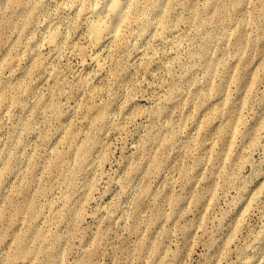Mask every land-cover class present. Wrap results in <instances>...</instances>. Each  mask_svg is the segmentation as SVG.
<instances>
[{"label": "clouds", "instance_id": "9594fccd", "mask_svg": "<svg viewBox=\"0 0 264 264\" xmlns=\"http://www.w3.org/2000/svg\"><path fill=\"white\" fill-rule=\"evenodd\" d=\"M13 6L14 0L0 3V39L15 43L13 37L27 25L30 31L23 39L35 42L33 50L49 49L43 56L45 71L52 73L65 97L59 108L71 111L78 93L87 95L96 87L98 73L119 68L128 75L114 89L105 85L107 97L96 105L98 111L111 106L102 131L111 127V132H116L117 125L128 127L118 114L119 101L134 90H151L153 103L146 119L133 123L135 139L143 140V151L135 159L143 158L144 164L155 163L152 154L164 147L161 141L181 154L192 147L183 121L171 119L176 100L185 91L204 98L215 95L212 106L219 108L217 123L203 136L198 155L190 157L196 169L192 186L200 181L201 172L204 174L201 211L216 192L214 215L199 236L196 264H246L237 243L244 225L237 222L248 189L264 183V143H258L264 136L253 135L257 128L264 131L261 88L249 97L250 109L257 101L260 107L251 121L246 113L243 139L230 157L227 153L253 70L256 65L264 69V0H26L28 15L17 19L12 18L16 15ZM78 33L80 43L89 45L88 55L92 49L102 53L99 59L94 58L96 63L105 54L110 62L86 73L85 57L76 44ZM5 81L0 80V113L8 106L14 88L11 81ZM173 92L177 93L173 102L163 103ZM226 92L232 94L230 99ZM34 104L35 99L29 97L27 110L19 116L0 115V198L32 167L29 158L36 144L44 143L40 134L47 121L38 113L28 118ZM221 128L223 136L216 143ZM51 146L41 153L42 166L49 159ZM104 148L105 136L101 134L82 147L65 149L39 185L42 208L56 206L43 222L22 225L18 218L27 206L7 202L6 207H0V264H185L180 247L183 244L187 250L191 233L181 241L171 226L163 234L149 231L154 217L166 221L167 209L151 206L143 191L142 171L125 176L131 153L115 173L104 170ZM182 210L183 206L177 215ZM40 214L44 216L43 210ZM252 215L264 221V210L256 209ZM198 217L199 213L189 219L199 223ZM101 219L107 226L97 232Z\"/></svg>", "mask_w": 264, "mask_h": 264}, {"label": "rangeland", "instance_id": "374dc122", "mask_svg": "<svg viewBox=\"0 0 264 264\" xmlns=\"http://www.w3.org/2000/svg\"><path fill=\"white\" fill-rule=\"evenodd\" d=\"M2 3V0H0ZM26 0H14L13 19L22 18L28 15V9L25 7ZM30 29L25 26L21 33L13 37L15 43L5 39H0V80L11 81L14 88L11 90L9 104L0 115L12 117L19 116L21 112L27 110L25 101L31 97L35 99V104L31 106L28 112V118L31 119L35 114L41 115L47 121V127L41 132L44 143H37L33 156L30 157L32 167L26 168L24 174L15 180L0 198V207H6L7 202H11L24 208L27 206L23 217H19V222L23 225L29 221L43 222L45 217L50 216V212L56 211L55 205H49L48 208H42L40 201L43 198V192L39 187L53 171L58 159L63 155L65 149L73 145L84 146L95 135L103 134L105 136V148L103 151V160L101 164L104 170L111 169L113 173L118 171L123 163V158L131 153V162L125 176H135L138 171H142L143 191L146 197L150 198L151 206H162L168 211L165 222H161L156 216L150 220L148 230H157L159 234L167 231L169 226L179 232L180 240L191 233V238L187 244V250L181 244L180 252H183L185 264H196L200 255L199 236L205 225L209 222L210 216L214 215V206L216 203V192L207 198V204L202 211L200 205L203 203L201 185L205 182L203 172H201L200 181L192 186V176L195 175V166L190 157L195 158L198 155V149L203 136L209 132L217 123L218 107L212 106L215 95L207 98L201 96H190L185 94L179 100H176L177 107L173 109L171 119L182 120L184 125V134L189 136L192 147L186 149L185 153H177L174 149L168 147V143L161 141L164 145L158 152H154L153 161L144 164L143 158L135 159L138 152L143 151V140L135 139L133 123L139 124L145 120L153 103L151 90H134L132 94L127 95L125 99L119 101L118 114L120 118L128 122V127L123 124L117 125V131L103 132V125L107 122L108 113L111 112V106L107 111H98L96 105L100 104L101 99L107 97L104 86L118 87L120 81L128 73L113 67L111 71L105 70L98 73L94 81L96 87L91 93L85 95L78 93L79 100L74 101L71 111L58 107L63 104L65 97L61 94L60 86L53 80L52 73L45 71V62L43 56L49 51L48 48L34 51L35 42L23 39ZM76 44L80 47L81 55L85 57L83 70L91 74L97 70L92 64V57L96 51L92 49L91 55H88L89 45L80 43V34H77ZM115 53L112 62L114 63ZM109 58L108 62L109 63ZM113 81L115 82L113 84ZM146 87V86H145ZM257 88L264 90V69L256 65L246 95L240 101V117L236 127L232 132V141L229 146L227 156L230 157L232 151L236 148L238 140L243 139L247 120L251 121L260 107V101L256 102L255 107L250 109L249 97L253 95ZM2 91V90H0ZM226 97L231 98V93L226 92ZM177 93L173 92L163 103H172ZM99 97V98H97ZM261 99H264L262 97ZM227 100L225 101V104ZM59 125V126H58ZM259 133L264 136V131L257 128L253 135ZM223 136V129L216 132V143H219ZM135 139V142H134ZM216 143L212 145L215 149ZM264 143V139L258 141ZM52 145L48 150L49 159L45 165L40 164L41 153L46 147ZM94 146V141H93ZM38 174V175H37ZM7 177H5V180ZM35 179V184L33 183ZM217 185V190H218ZM190 189V191H189ZM0 191H3L0 189ZM144 197H141L140 203H143ZM245 206L240 210L238 224H243L244 229L239 233L237 243L245 257L246 264H262L264 262V221L259 216H253L252 211L256 209L264 210V183L250 187L245 197ZM29 204L32 207L29 208ZM183 210L177 212L182 208ZM237 205L234 203L232 208ZM41 210L44 216H41ZM215 211H219L216 209ZM199 213V223L189 217L196 218ZM106 215V213H105ZM54 219V217H52ZM184 221H187L185 223ZM11 226H15L10 221ZM107 226L103 219L96 226L97 232H102ZM127 235V233H125ZM159 236H157V239ZM175 250V245L173 246ZM177 252V255H180ZM167 264V262H165Z\"/></svg>", "mask_w": 264, "mask_h": 264}, {"label": "bare ground", "instance_id": "6f19581e", "mask_svg": "<svg viewBox=\"0 0 264 264\" xmlns=\"http://www.w3.org/2000/svg\"><path fill=\"white\" fill-rule=\"evenodd\" d=\"M94 50L96 51V54L94 55V57H92V64H93V66L95 68L99 69L101 64H104V63H107L108 62V57L105 54L104 55V59L103 60H100V63H96V59H99V57L102 55V53L100 51H97L96 49H94ZM94 58H96V59H94ZM101 73H100V75H101ZM31 207H32V204H29V208H31Z\"/></svg>", "mask_w": 264, "mask_h": 264}]
</instances>
